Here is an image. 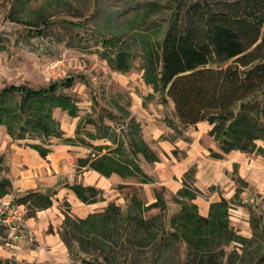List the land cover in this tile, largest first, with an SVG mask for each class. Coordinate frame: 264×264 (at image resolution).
<instances>
[{"label": "trees", "instance_id": "16d2710c", "mask_svg": "<svg viewBox=\"0 0 264 264\" xmlns=\"http://www.w3.org/2000/svg\"><path fill=\"white\" fill-rule=\"evenodd\" d=\"M175 10L161 50L148 41L144 48V81L161 93L163 102L169 98L175 103V112L183 127L207 120L213 128L209 134L220 143L221 152L211 151L213 157L224 158L233 149L248 153H264L258 140H264V0H173ZM109 45H117L112 40ZM131 53L123 47L109 58L112 68L127 72L131 68ZM216 64V65H214ZM73 77L51 82L41 88L23 84H10L0 89V124L6 126L15 139H26L30 129L38 130L40 143H29L46 157L51 151L50 137H59L66 144H79L75 137H64L61 122L53 115L60 107L68 115L78 116L79 105L72 95L61 92V85L69 86ZM13 93L24 96L27 102L51 106L16 108L8 105ZM134 123V122H133ZM31 124V128L28 125ZM135 123L133 127H138ZM79 129V128H78ZM80 129L78 130V133ZM93 139L108 137V133L89 131ZM81 143H85L81 138ZM117 141L116 139H113ZM131 148L125 143L109 151L77 157L78 170L93 168L110 177L118 173L123 178L140 177L142 183L153 178L143 170L139 154L156 162L160 156L147 141L139 136L138 130L130 133ZM89 143V142H86ZM92 146V144H90ZM6 155H0V196L12 192V181L5 174L9 167ZM189 168L185 176L186 185L175 196L181 205L171 219L174 237L188 246V255H197L184 264H224V246L233 241L245 243L253 238L244 237L230 224L231 202L223 197L210 206L208 215H201L193 200L201 192L192 187L188 176L194 173ZM243 181L241 177L237 181ZM80 200L93 203L102 200L101 190L92 185L75 183L71 187ZM238 189L237 192H239ZM148 207H159L160 213L152 218L124 213L121 205L109 203L103 212L91 213L87 218H73L66 214L63 239L72 248V242L80 244V252L92 251L104 254L106 239L117 246H125L128 235L126 223L133 220L134 232L143 230L150 241L157 239L154 230L167 209L162 194ZM40 209L52 204L48 195H38L34 201ZM135 208L141 206L136 199ZM262 216V215H261ZM260 216V217H261ZM253 227L259 221L252 217ZM161 225V224H160ZM0 231L5 232L4 227ZM7 235V234H6ZM144 241V240H143ZM161 240L156 248L161 247ZM2 240L0 239V244ZM0 264H22L14 259L0 260ZM78 264V263H66Z\"/></svg>", "mask_w": 264, "mask_h": 264}, {"label": "rangeland", "instance_id": "374dc122", "mask_svg": "<svg viewBox=\"0 0 264 264\" xmlns=\"http://www.w3.org/2000/svg\"><path fill=\"white\" fill-rule=\"evenodd\" d=\"M174 10L173 0H0V89L13 83L41 88L73 77V82L69 86L61 85L60 91L77 100L78 116H70L60 107L53 110V115L60 120L64 137L73 136L78 141L76 145L83 152L81 156L90 152L93 155L107 152L109 148L101 150V146L115 148L122 142L129 151L130 133L134 130H138L139 136L149 138L154 147L157 142L152 138L154 127L150 125L153 118L161 116L167 123L176 122L177 129L173 135L185 128L172 108V99L164 103L161 93L155 91L153 85L145 83L142 69L147 42L151 41L154 47L161 50ZM112 40L117 45H109ZM120 47L129 50L132 56V65L127 72L112 68L109 61ZM7 102L16 108L51 106L49 102L42 105L27 102L19 93H13ZM135 123L137 128L133 127ZM89 131L108 133V137L93 139ZM38 134V130L30 129L26 139L14 140L6 126L0 124V152L15 144L29 147V143H40ZM81 138L85 143L79 142ZM200 138L205 146L203 154L213 159L210 154L211 136L201 135ZM49 139L61 141L54 136ZM113 139L117 141L113 142ZM157 153L161 155L159 150ZM177 156H181L178 150ZM145 160V157L139 156L142 168ZM75 162L77 164V157ZM190 168L195 171L188 176L187 182L192 187H199L197 165ZM238 171L237 164L230 165L226 171L236 186L243 190L228 198L234 200L231 202L230 224L239 234L254 240L245 243L233 241L225 245V255L221 259L224 264H264V197H260L258 204L247 201L248 196L256 195L250 193L247 183L237 181ZM123 181L125 184L118 183L111 193L103 191L99 197L120 203L124 213H133L145 219L160 213L159 207H148L153 200L148 197V184L143 185L140 177L130 176ZM151 187L155 196L160 193L167 202L160 223L154 225V230L159 233L157 239L150 241L143 230L135 233L134 221L131 220L126 223L128 235L125 246H117L106 239L104 254L96 251L85 254L80 252L79 243L75 241L71 243L72 260L69 263L184 264L194 260L197 255H188L187 243L172 235L175 229L171 219L176 212L171 211L168 205L166 187ZM200 191L198 195L209 202L217 193L222 195L217 184L203 186ZM136 199L141 202L138 208L134 207ZM64 209L70 212L66 205ZM198 211L201 213L199 207ZM252 217L258 219L259 227H253ZM73 218L78 217L73 215ZM5 236L6 233L0 231V239ZM160 240L161 247L157 249L156 244Z\"/></svg>", "mask_w": 264, "mask_h": 264}, {"label": "crops", "instance_id": "0c3cea01", "mask_svg": "<svg viewBox=\"0 0 264 264\" xmlns=\"http://www.w3.org/2000/svg\"><path fill=\"white\" fill-rule=\"evenodd\" d=\"M172 102V108L175 110V103L173 100ZM132 111H134L133 108ZM133 113L136 114L135 111ZM175 124L174 121L165 122L161 116L153 118L150 125L154 127L152 138L157 142L154 147L149 143V138L141 136L156 153L159 150L165 158L157 153L160 159L152 162L139 154L146 159L143 170L153 178L152 182L143 183V185L148 184L150 190L148 197L153 200L150 204L157 201L151 186L162 185L168 191V205L171 211H180L181 205L174 198L186 185L185 176L189 168L197 165L196 178L199 186L197 188L202 190L203 186L217 184L222 190V195L217 193L210 202L199 195L192 200L200 208L201 215H208L213 202L223 197L231 198L238 189L240 193L243 191L236 186V182L229 178L226 172L230 169V165L235 164L239 167V177L250 186V193L256 195V197L248 196L247 201L259 203L260 197H264V153H248L233 149L226 153L224 158H215L211 151L221 152V148L219 141L209 134L213 128L209 121L203 120L195 125H188L178 134L173 135L177 129ZM201 135L211 136L210 154L213 159L203 154L205 146L200 140ZM258 144L264 147V140L259 139ZM50 147L52 151L46 157H42L39 151L31 146L18 144L11 145L10 149H2L0 152V155H6V165L9 169L5 174L11 179L13 188L11 193L0 196V200L20 202L27 208L23 237L8 244L6 235L0 244V260L14 259L22 264L71 262L72 248L63 239L66 214L87 218L91 213L103 212L109 203L114 202L102 197V200L98 202L86 203L80 200L71 188L72 185L80 183L84 186H96L102 194L103 191L111 193L118 183L125 184L124 178L118 173L108 177L89 167L78 170L76 157L81 156L83 152L76 144L52 140ZM177 150L179 154L181 153L180 157L177 156ZM7 151L10 153L6 154ZM226 188L228 190L225 192ZM38 195H48L53 201L52 204L40 209L34 202ZM120 199L126 201L123 197ZM64 205L70 209L71 213L64 209ZM78 248L80 249L79 244Z\"/></svg>", "mask_w": 264, "mask_h": 264}, {"label": "built area", "instance_id": "2783aa9c", "mask_svg": "<svg viewBox=\"0 0 264 264\" xmlns=\"http://www.w3.org/2000/svg\"><path fill=\"white\" fill-rule=\"evenodd\" d=\"M27 208L13 200H0V227L7 231V243H13L23 237Z\"/></svg>", "mask_w": 264, "mask_h": 264}]
</instances>
